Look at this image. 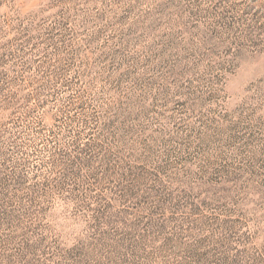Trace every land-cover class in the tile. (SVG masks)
Wrapping results in <instances>:
<instances>
[{
	"label": "rangeland",
	"instance_id": "rangeland-1",
	"mask_svg": "<svg viewBox=\"0 0 264 264\" xmlns=\"http://www.w3.org/2000/svg\"><path fill=\"white\" fill-rule=\"evenodd\" d=\"M0 264H264V0H0Z\"/></svg>",
	"mask_w": 264,
	"mask_h": 264
}]
</instances>
